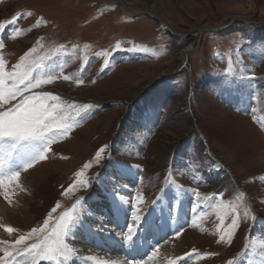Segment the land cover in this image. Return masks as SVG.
<instances>
[{
  "label": "rangeland",
  "instance_id": "rangeland-1",
  "mask_svg": "<svg viewBox=\"0 0 264 264\" xmlns=\"http://www.w3.org/2000/svg\"><path fill=\"white\" fill-rule=\"evenodd\" d=\"M0 23V113L47 96L56 123L71 125L63 135L54 125L48 144L0 138L9 145L0 197L18 207L0 217V257L7 249L11 264H148L120 249L130 235L149 244L145 255L169 248L175 264H255L247 254L264 239V160L248 150L264 153V0H0ZM10 88L19 90L12 98ZM125 188L129 226L109 215ZM164 193L172 203L163 213L175 214L186 194L199 220L168 231L161 210L149 216ZM62 217L72 218L64 256L21 251ZM104 234L115 237L111 251L97 245Z\"/></svg>",
  "mask_w": 264,
  "mask_h": 264
},
{
  "label": "bare ground",
  "instance_id": "bare-ground-1",
  "mask_svg": "<svg viewBox=\"0 0 264 264\" xmlns=\"http://www.w3.org/2000/svg\"><path fill=\"white\" fill-rule=\"evenodd\" d=\"M133 9H134V11H137L135 8H133ZM187 53H188V51L184 52L183 59H182V63L183 64H186V63H184V62H186V61H184V59H185L184 57H185V55ZM234 132L235 131H233V133ZM258 138H259V136H258ZM252 141H253V138L251 136H249L248 138L244 137L243 140H242V142H243L242 146L244 148L246 146L248 147V144L252 143ZM242 142H240V144H242ZM8 148H9V145L0 143V172H1L0 175L2 174V170L4 171V163L6 164V161H7L4 153L7 152ZM244 148H242V150L246 151L247 149H244ZM28 151H29V149L26 150V149L23 148V149H19V151L16 152V154L18 156V160L17 161H18V163L20 162V165H22V166H24L26 164V159H27L26 156H27ZM248 152L253 154V155H255V156L262 157L263 160H264V153L261 154L260 151L257 149V147L251 148V151L248 150ZM127 191H129V189L125 188V189L121 190L120 196H116L115 195L119 199V202H118L117 205H115V207L114 206L112 207V211L109 214L110 217H111L110 218L111 221L114 220L115 223L123 222L124 226H127L129 224V223L126 222V220H127L128 215H131V213H132V209L129 207V200H128L129 197H128V192ZM166 196H167V194H165V193L162 194V196L160 197L161 200L155 205L153 210L150 211L151 214L149 216L158 217L157 212H159L161 210V213H163V211H164L163 209L165 207L169 208V206H170V204L172 202H171V198H169V200H168V199H166ZM175 204L178 207L177 212L175 214L174 213H173V215H172V213L170 214L171 211H165L163 214L159 213L160 216H163V218H162L163 225H165V226L168 225L169 226L168 231L175 232L178 228H180V226L188 224V223H191V222H193L192 223V225H193L199 220V219L195 218L196 214H197L195 212H197L198 210L194 207V204L191 201V199L188 197V195H186V194L180 195L178 197V199H177V203H175ZM17 209H18V207H16L13 210H17ZM13 210H11L4 203H2V200H1V197H0V214H1L0 217H4L7 220V217H10L9 216L10 213L14 212ZM167 219H170V222H168ZM172 220H173V223H172ZM256 221L258 223L256 225L257 229L258 230H262V228L264 227V222L261 219L256 220ZM130 223H131V221H130ZM142 227L144 228L143 232H146L148 234H150L149 233L150 231L155 230L150 225L146 226L147 229L145 228V225L144 226L142 225ZM143 228H142V230H143ZM136 231H137V229L135 230V234H136ZM163 233H164V231H161L160 237L163 236ZM131 234L133 236V233H131ZM94 237H90L89 236L90 242L96 241V237L95 238ZM97 238H98L97 241H99L97 243V245L99 247H104L107 250L111 251L112 248H114L116 246L115 237H112V235L110 237L109 235L107 236V235L104 234V235H100V237L97 236ZM138 240L139 239L136 238L135 236L134 237H130V238H128L126 240V243H124L123 245L120 246V249H122V248L124 249V251L126 253V256L138 257V258H140V257L142 258V257H146L147 256L145 259L148 261V264H175L176 258L174 256L170 255L171 254V252H170L171 250L169 248H167V247L164 248V249L160 248L161 249V253L159 251L158 252L154 251L151 255H145V254H148L147 252H149L147 250L149 248V244H147V243H145V244L139 243ZM136 245L138 247H136ZM257 245H259L260 248L258 250H254L253 248L257 247ZM170 248H171V246H170ZM85 251H87V250H85ZM87 252H88V256L85 259H89L90 256L93 257V255H90L91 252L89 250ZM169 252H170V254H169ZM247 255L252 259V261H254L255 264H258V262H260V264H264V239H259L258 238L256 240H254L253 243H251L250 246H249V251H248ZM77 257L78 256H76V258H74V259L78 260V262L74 261L75 263H73V264H81L80 262H82V261L80 259H77ZM253 258H255V259H253ZM258 258H260L261 261H259ZM112 260L114 262H116L117 264H123V258L120 257V256L117 257V258H114ZM256 260L258 261L257 263H256ZM201 263L202 262L200 261V264Z\"/></svg>",
  "mask_w": 264,
  "mask_h": 264
},
{
  "label": "snow or ice",
  "instance_id": "snow-or-ice-1",
  "mask_svg": "<svg viewBox=\"0 0 264 264\" xmlns=\"http://www.w3.org/2000/svg\"><path fill=\"white\" fill-rule=\"evenodd\" d=\"M15 23V20L11 21ZM4 25L0 23V28H3ZM27 74H25L26 76ZM21 83L24 82V77L20 80ZM40 81H37L35 84H32V87L38 86ZM28 87V85H26ZM8 91V98H12L17 94V91H13L11 88ZM55 99V97H52ZM5 99L4 90H0V101ZM48 99L47 96H35L29 97L10 112L0 113V138H10L17 142L25 140H43L47 144L51 142L54 125L57 129L55 134L63 135L71 127V125H66L62 123H56V117L53 115L55 112L54 107H49L43 101ZM85 108H90L91 105H85ZM103 151V148L100 149V152ZM100 152H97V158L100 156ZM42 158L40 156L38 159ZM33 164H28L26 168L31 167ZM87 167V165H86ZM20 176V172H15L11 175L10 179L15 180ZM79 183H84L79 181ZM79 203V201H78ZM135 220H139V216L133 214ZM72 223V218L62 217L61 222L58 223L52 230V234L46 236L40 244H31L26 246L23 252H28L29 254H34V257H41L46 261L57 260L58 257L64 256L66 252V245L64 244L63 236L66 233L69 225ZM48 222L45 221V228H47ZM232 227L236 228V221H233ZM9 232L12 231L11 228L8 229ZM43 232L42 229H32L33 233ZM130 233L132 229L129 230ZM130 238V235H129ZM25 237L21 236L19 240L16 241L17 244L24 241ZM223 239V238H222ZM51 241V242H50ZM20 252H17L19 255ZM15 259L11 252L7 249L4 251V256L0 257V260H3V264H11V260Z\"/></svg>",
  "mask_w": 264,
  "mask_h": 264
}]
</instances>
